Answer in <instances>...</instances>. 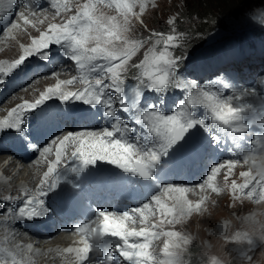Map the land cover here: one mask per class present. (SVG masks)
I'll use <instances>...</instances> for the list:
<instances>
[{
	"label": "snow or ice",
	"instance_id": "obj_1",
	"mask_svg": "<svg viewBox=\"0 0 264 264\" xmlns=\"http://www.w3.org/2000/svg\"><path fill=\"white\" fill-rule=\"evenodd\" d=\"M99 2L102 3L103 0ZM12 3L13 0H0V13ZM113 3L118 11L123 12V23L116 17L105 19L97 15L96 4L86 2L78 6L76 13L62 23L49 24L48 30L34 38L31 45L25 48L24 54L6 69L0 67V77L7 78L28 57L35 56L43 61H49L50 45H59L65 50L64 54L75 62L78 69L82 72L86 70L88 73L87 78L80 77L84 85L82 91L70 93L60 91V84L73 83L76 79L73 77L69 81H60L55 89L42 93L35 103L25 101L12 108L8 116L0 121V135L5 131L14 130L27 147L31 146L33 142L25 139L26 114L43 105L53 96H58L63 102L76 99L86 105H104L107 108L105 113L107 117H116L117 113L113 105L118 101L121 111L127 113L136 110L132 112L134 122L143 125L147 135L137 138L130 124L117 118L111 125V130L105 127L102 132H68L62 137H57L53 141V144H56V158L49 162L47 171L43 173L37 186L39 195H28L22 199L23 206L19 207L18 213L11 219L33 220L49 215L51 208L44 197L58 189L59 177L63 173H83L85 169H90V166L103 161L122 169L123 173L151 180L155 178L156 169L164 158L171 163L173 155L179 149L183 148L189 159H196L205 151V145L190 140L195 132L201 129L215 132L213 142L218 143L221 138L220 133H231L234 138L242 140L241 134L249 128L245 113L251 105L234 106L232 103L243 93L224 99L222 93L212 90L211 87H201L197 81L186 84L187 99L181 100L178 108L171 114L157 110L154 104L139 107L141 87L149 92L166 89L181 76V65L187 57L174 56L169 50L170 47H174L173 41L177 39L176 36L161 37L156 43L159 44L162 40L163 49L155 50L153 45L145 52L144 59L138 65H133L134 68L141 69L142 73L134 77L139 83L130 89L129 97L125 87L127 65L142 45L137 41H129L124 35L128 31V14L132 13V5L127 3V0H113ZM20 15L25 23H31L23 13ZM94 73L96 75H93ZM2 83L3 80L0 79V84ZM223 87L228 88L229 84L224 83ZM109 90L117 94L115 99L108 94ZM248 94L251 95V92ZM192 106H202L206 109L210 121L198 118L191 110ZM69 145L74 147L70 155L66 151ZM49 151L50 148L43 149V152ZM67 161H71V164H67ZM236 163V160L227 161L228 173L224 176L226 184ZM245 163H247L246 158ZM62 164L65 165L63 169L60 167ZM224 166L212 167L205 183L198 187L203 190L207 185L213 192L220 191L212 181ZM240 175L244 177L242 183L232 181L227 185L233 193L246 194L249 198L259 195L260 199L264 200V173L259 179L253 177L250 171L242 172ZM161 191L167 200L171 201L170 204L163 201L160 196L153 195L148 203L124 211L118 216L99 211L97 215L102 217V220L97 227L90 228L82 237L83 247L75 250L79 264H85L88 258L92 248L89 239L93 236L99 237L101 241L107 237L114 238L115 249L106 253V260L102 264H115L117 258L114 252H118L127 264H185L183 255L189 240L178 231H165L163 225L179 223L187 215L199 212L204 199L201 198L196 202L189 200L187 198L189 189L179 185L166 184ZM9 212H15V209L10 208ZM137 221L141 225L139 229L129 226V224L135 225ZM85 228L88 226L85 225ZM76 231L83 232L84 229L77 228ZM161 237H164L163 247L158 253L154 242ZM260 239L264 240V232L261 233ZM248 243H253V240L248 238ZM5 251L0 249V252ZM7 255L11 257L12 264H20L11 253ZM0 264H7V261L0 258Z\"/></svg>",
	"mask_w": 264,
	"mask_h": 264
},
{
	"label": "rangeland",
	"instance_id": "obj_2",
	"mask_svg": "<svg viewBox=\"0 0 264 264\" xmlns=\"http://www.w3.org/2000/svg\"><path fill=\"white\" fill-rule=\"evenodd\" d=\"M63 1H66L68 4L66 8H62V9L60 8L58 10L42 9L39 11L30 12L28 14L29 17L28 20L31 21V23H25L23 19L18 17L19 13L14 14L13 17L11 18L12 20L9 21L10 22L9 24H4L3 27H0V48L3 46L4 43H6L4 39L7 38L13 42V45L16 48L24 52L26 46L30 45L34 38L39 37L41 32H46L48 30L49 24L62 23L70 16L76 13L78 6H82L84 3L89 2L88 0H63ZM103 2L104 3L102 4L95 3L96 14L99 16H103L105 19H107L108 17H116L119 22L123 23L124 22L123 12L117 10L116 5L113 3V0H105ZM63 3L61 5H63ZM127 3L132 5V13L128 14V25H127L128 31L124 35L129 41H137L142 46L138 49L136 54L128 62L127 71L125 73L126 79H131V77L134 78L136 76L141 75L142 70L139 68H134L133 65H138L144 59V54L149 50V48H152L153 45H155V50L163 49L164 45L162 40L161 43L159 44L156 43V41L161 39V37L166 38L168 35H174L177 37V39L173 41L174 47H170L169 49L170 51L173 52L174 56L186 55L191 59L197 56H203L204 57L203 59H206L207 62V60L209 59L208 57L210 56L209 54L215 55L218 50L231 48V45L232 48H234V45L236 46L237 41H241V40L244 41V39H251V37L258 35L260 33V29H263L264 27V0L242 1V3H240V5L236 9L234 8L232 9V12L231 9L227 7L228 5H231L230 0H127ZM187 10L190 13L188 14V16H185L184 12ZM191 10L194 11L192 12ZM221 11H224L226 13L220 16L218 12H220L221 14ZM197 12L200 13V14L198 13L199 15H204L205 12L206 13L208 12L210 13V16H217L219 18L224 17L223 18L224 20L220 22L221 27L219 26V23L218 24L210 23L211 20L208 18L206 21L205 19L201 21L197 15ZM0 22H3L1 20V17H0ZM192 25H194V27H191L192 29L198 30V29L207 28V30L204 34H201L199 32L200 30L192 31L189 27ZM28 26L31 28V30H34L33 32L35 34L34 33L32 34L27 30L26 27ZM155 27H161L166 30L165 32L156 31ZM19 32L26 33L27 41L24 42L17 38ZM209 39L211 40L210 42ZM197 40H201L200 41L201 46L193 47L189 49V43ZM146 41L147 43H145ZM197 44L199 45V42ZM257 44L259 47L260 44L258 42ZM11 50L4 51L2 48L0 49V67H5L6 65L9 64L11 59L15 60L18 58V56H16V52H14L15 50L13 49ZM217 54H219V52ZM216 58L217 59H210L211 61L208 64L214 65V67H217V69H219V66L223 64V62L222 63L219 62V60H221L222 57L220 55H217ZM7 60L8 63L6 64L5 61ZM26 61H32L31 57L30 58L28 57ZM63 64H67V65L58 66V68L47 73L54 78V82L50 85L42 84V87L31 86L29 84L32 83L33 85V82L37 80V78H39V75L34 73L35 71L34 69L36 68H33L32 70L27 72H25V70L23 72L21 71L22 73L17 72V74L11 78L0 77V79L3 80V83L0 84V94L3 93V97H4V98L2 97V99L0 100V112L1 109L4 110V112H8L9 109L12 108L6 105V102L8 101V99L14 96V93H16V96L18 97L16 105L14 106L15 108L17 105L23 104L25 101L27 102L29 101L33 103V101L38 99L42 93H46L48 88H50L51 86H57V84L60 82V79L56 71L59 70L67 71L65 72L67 73V75H64L63 73L62 75L66 76L65 81H69V77H70L69 72H71V69H69L68 66L70 65V63L66 62ZM226 64L229 66L233 64V62L229 61L227 63L226 61ZM236 64L237 63H234V66L231 65L229 68L233 69L235 72L238 71L237 73L241 75L239 79L244 78L242 77V75L247 76V74L252 73L250 79L257 81L259 79L258 75L264 74V68L262 66H259L260 63L257 66L256 62L254 65L250 64V62L249 63L246 62V68H248L246 70L238 69ZM57 65H58L57 63H54L52 65V68L56 67ZM182 66L183 65H181V67ZM223 67L224 66H220V68ZM198 71H200V67L198 68ZM220 71L221 70H219L218 73H220ZM31 72L35 74L34 75L35 80H32L33 82L30 81L18 86L17 88H14V86L17 84L16 83L17 80L19 82L24 80L26 76ZM228 75H229V79L227 78L226 79L228 81H233L234 78H231L230 74ZM194 80L197 81L196 79L191 78V76H187L186 73L184 74L182 73L181 76H179L169 85L170 86L169 90L171 91L174 88L178 90L180 86L186 88L185 87L186 84ZM134 83L137 85L139 81L137 80V82ZM198 83L200 85V82ZM10 84H13V87H10ZM237 84H238L237 87L241 89H246V88L248 89V86H250L249 84H247V86L241 87L240 84L244 85V83L242 82H238ZM28 85L31 87L29 88ZM24 88H28V89L25 90ZM37 88L39 89V91ZM69 88L70 89L73 88V86L70 85L69 83L60 84V91L63 93H65L64 92L65 90L66 92H69L70 90ZM22 91L23 92L28 91L29 94L23 95L24 93H22ZM232 103L234 104V106H241L240 103H238L236 100H233ZM72 132H79V130L78 129L72 130ZM57 137H62V136L60 135V136L51 137L50 138L51 140H49V138L48 140L54 141L56 140ZM52 143L53 142H49L48 144H45V146L52 145ZM3 153L4 152H2V154ZM37 153L34 154L36 155ZM263 153L264 150H261L259 153L255 154L254 156ZM1 157L2 156H0V158ZM36 158H38V156H36ZM36 158H33L31 161L32 162L36 161ZM47 159L48 158H46L45 160ZM226 161H223L222 164H225ZM242 163H243L242 170H244L245 172L250 171L252 173V176L256 177L257 179H259L260 175L264 172V163L257 166H251L250 164L245 163L244 160L242 161ZM256 168H261V169L257 170ZM227 173L228 172H226L223 169V171L218 175V181H220V183L223 184V181H225L224 176ZM207 177L208 176H206V179ZM230 177L231 174H229L228 179ZM0 178L3 179L4 181H8L9 177H6L0 173ZM204 179H202V181ZM36 180L37 178H35V181ZM243 180L244 177L242 178V181H240V183H242ZM17 181L25 182L26 180L24 178H19ZM203 183H205V181H203ZM194 184L183 185V187L189 185L190 186L197 185ZM209 190L212 189L209 188ZM210 192L211 191H208L206 195L200 194V197L198 199L193 200V202H196L201 198L203 199L208 198L211 195ZM16 193L17 195L20 194L18 192ZM214 195L216 196L217 194ZM2 197L3 196H0V199ZM161 199L166 203L168 202L169 204L171 203L170 201L167 200V197L164 196V194H162ZM220 206L221 204H218L217 205L218 209L215 212L209 211V213L207 212L205 215L203 214L202 211H199L200 212L199 216H194V217L192 216L188 218L190 220L184 221L186 226L183 228L174 229L172 228L173 226L168 227L167 224L163 225L165 231L168 230L178 231L181 233L182 236L186 237L189 240L188 245L185 246V251L183 255L184 262L187 261V264H189V262H195L197 264H247L248 258L250 257L253 258V260L257 261L258 264L259 263L264 264V240L258 239L259 241L258 245L259 246L261 245V248L258 250L257 253L256 251H254L255 253L253 252L252 254L250 253L248 257L244 256V252L242 249L244 246L243 244L244 239L248 240V238H250L251 235L254 234L257 236V238H260L261 233L264 232V215H260L258 218L254 217L251 219H246V214H247L246 212L248 211L241 210L243 208L235 211L234 213L230 211H225L223 210V207L224 209L226 207L225 206L220 207ZM206 207H208V205ZM210 209L211 206L209 207V209L207 208V210ZM0 213H4V210H2L1 208H0ZM179 224L181 226L183 222H179ZM70 234L73 235L72 232ZM45 240L46 239L40 240L41 247L44 244H47V241ZM163 240L164 237H161L155 244L156 251H159V249L163 247ZM1 243L4 246L6 245L3 242ZM34 245H35V240L34 243H32L30 246L33 248ZM30 246L29 244H26L22 252H25L26 255H29L31 249L29 248L27 252L25 250L27 247ZM76 246L77 245H75V247ZM5 247H7L9 251H11V249H9L7 245ZM68 247L72 248L73 244L68 245ZM10 264L12 263L10 262Z\"/></svg>",
	"mask_w": 264,
	"mask_h": 264
},
{
	"label": "bare ground",
	"instance_id": "obj_3",
	"mask_svg": "<svg viewBox=\"0 0 264 264\" xmlns=\"http://www.w3.org/2000/svg\"><path fill=\"white\" fill-rule=\"evenodd\" d=\"M20 3L21 2L19 0H13L12 5L9 6L8 8H5L3 13H0V17L3 20V22H5V23L8 22L10 20L11 12L14 13V8H12V6L14 7ZM21 13H23L24 16H27L29 14L28 10L22 9V11H19V15L17 14L19 18H21V15H20ZM39 16H41V15H39ZM26 28L32 34L34 33L33 32L34 30H31V28L29 26ZM17 38L24 41V42L27 41V35L25 32L24 33L19 32V34L17 35ZM4 40L6 43H4L3 46L1 47L4 51H6V50L10 51L11 49H13V50H15L14 52H16V56H18V58L20 55L24 54V52H22L20 49L16 48L13 45V42L11 40H9L7 38H5ZM30 45H27L26 47H28ZM51 53H52V51H50V55H51ZM227 57L222 56L221 60H228ZM212 59H217V58L212 57ZM11 60H10L8 65H10L12 62H14V60H12V61ZM31 60H32V63L25 61L24 66H22V68L20 67L19 70L22 69V72L24 70L30 71L33 68H36L38 66H42V63L40 64V61H38L37 57L33 56V57H31ZM5 63L7 64L8 60L5 61ZM54 63L58 64V62H55V61L50 62V64H49L50 66H48L47 69H51L52 65ZM8 65H6L3 68H6ZM196 69L198 71V67L193 66L190 69H188V71L191 72L190 74H193L192 72H197ZM20 72H21V70H20ZM65 72H67V71H63V70L56 71L57 75L59 76L60 81H65L66 76L62 75V73L64 75H67V73H65ZM34 73H35V71H34ZM34 73H32V72L29 73L24 81L18 82L16 84V88L22 84L27 83V82H30V81L33 82L32 80H35L34 79L35 78ZM69 73L71 74V72H69ZM37 75H39V78H37V80H35L33 82V85H32V83H29L31 86H37V87L41 86L42 87V84H49L50 85L54 82V78L52 76H50V74L44 73L42 75L41 73H38ZM199 76L200 75H197V74L194 75V77H195L194 79H196L197 82H199V80H198ZM234 76H235V78L241 77L240 74H237ZM251 76H252V73L247 74V76L242 75V77H244V79L246 80V84L243 82L244 85L240 84V86L241 87L247 86V84L252 81L250 79ZM8 77L11 78L13 76L11 74ZM210 79H212V78H207V79H205V81L201 82L200 83L201 87H204L205 84H207V85L217 84V82H214V81L212 82V81H210ZM67 80H68V78H67ZM31 86H29V88ZM252 87L248 86V89L247 88L241 89V88H238L236 86V87H232V88L229 87L228 89L225 88L223 90L225 92V95H227L231 92H234L235 94L243 93L242 95H240V98L237 99L236 101L238 103H240L241 106L251 105V107L248 108L246 110V113H245L246 121L249 124V128L246 132H249L250 129H257L259 127V125L261 124L260 119H261V117H263V114H264V101L261 99L260 95L258 93H256V90L253 89ZM55 88H56V86H51L50 88H48V90L49 89H55ZM24 89L26 90L28 88H24ZM38 91H39V89H38ZM64 92L66 93V90ZM249 92H251V95L248 94ZM22 93H24L23 95L29 94L28 91H24V92L22 91ZM234 93H233V95H234ZM17 100H18V97L16 96V93H14V96H12L10 99H8V101L6 102V105L10 106V108L11 107L14 108ZM28 103H31V102L28 101ZM11 109H9V111ZM9 111L7 112V114L9 113ZM3 112H4V110L1 109V112H0L1 117L5 114ZM257 124H259V125L256 126ZM67 132H72V130L68 129ZM79 132H82V130ZM84 132H86V131H84ZM63 133L64 132H62L61 134H57L56 136H60ZM249 133H251V132H249ZM53 137H55V136H53ZM4 138H6V137L3 135H0V153H1L0 156H2L0 158V163H1L0 173L6 177H9V178H8V181H4L3 179L0 178V196H3L0 199V204L2 205L3 204L2 202H4L3 205L7 208L9 206L14 205L15 203H14V200H11V199L5 200L4 199L5 197L13 198L15 196H19L20 194L17 195L16 192L20 193L21 191H26V192L32 191L33 193H36L37 186L40 184L39 181H41L40 178L43 177V171L46 169V166L49 165V164H47L46 160L43 159V157H44L43 155H45L46 158L50 159V157H51L50 155L52 154V152H50V151L53 150L54 147H49L50 151L44 152L34 162H32L31 161L32 159H30L31 155H28L27 158H21V155L17 154V155H15L16 158L14 157L12 160H8L7 164H4L6 157L4 158L3 155H4V153L6 154V151H9L7 148V144L4 142V140H5ZM48 138H49V135H46L43 137L42 143L37 142V145L33 149L32 154L37 153V152L40 153V151L42 152L45 147L48 148L47 146H45V144H48ZM57 143H58V141H57ZM32 145H33V143H32ZM52 145L54 146L55 144H52ZM260 145H261V147H260ZM257 147H258V149H257ZM249 148H250L249 151L251 153L257 154L261 150H264V145H262L258 142L256 144L251 143ZM2 152H4V153L2 154ZM7 154H9V152H7ZM246 159H247V164H250L251 166L261 165L264 163V153L259 154L257 156L248 155V157ZM224 165L225 166L223 167V169L226 172H228L227 162ZM242 169H243V163L240 161H239V163L237 162L234 165V167L232 168V171L230 173L231 177L228 179L227 184L225 181H223V184L220 183V181H218V175H216L215 179H214V181H212V183L216 187H219V186L221 187V188L219 187L220 191H218V192H213L212 190H209V188L207 186H205V188L203 190H201L198 187V185H200V184H197L196 186H184V187L189 189V191L187 192V198L189 200L193 201L195 199H198L200 197V194L206 195L208 191H211L210 192L211 195L208 198L204 199L203 206L200 210L203 212L204 215L207 212L209 213V211L215 212L218 209V207H217L218 204H221L222 207L223 206L226 207L225 209L223 207V210L234 212V213H235V211L243 208L241 210L248 211V212H246L247 213L246 219H251L254 217L258 218L260 215H264V200L260 199L259 195H256L254 198H249L246 194H244V195H239L238 193L234 194L233 191L230 189V187L227 186V185H230L232 181H236V183H238V184L240 183V181H242L243 177L240 175V173L245 172ZM256 169L259 170L261 168H256ZM19 178H24L26 181L25 182H18L17 180ZM35 178H37L36 181H35ZM177 184L179 186L183 187V185H180V183H174L173 185H177ZM222 188H223V190H222ZM10 193H13V194H10ZM214 194H217V195L215 196ZM214 199H216V200H214ZM212 201H213V204H212ZM207 205H208V207H206ZM209 205L211 206V209L207 210V208L209 209V207H210ZM199 215H200V212H193V213L187 215L186 217H184L180 221V222H183V224L181 226L179 223H176L173 225L167 224V226L168 227L173 226L172 228H174V229L175 228H183L186 226L184 221L190 220L188 218H190L192 216L194 217V216H199ZM5 218L8 220L5 221L4 220ZM42 223L45 226V231L40 236H37L34 234H33L34 236H32V234H30V235L28 233L26 234L22 230V228H20L18 225H16V224H18L17 220L11 219L10 216H5L4 214L0 213V240H1V242L5 243L9 249H11L13 254L16 256V260L20 261V264H79L75 250L82 248L83 241L79 237H76L73 234V230L71 228L64 226V225H60V220L56 218V216L53 212L50 213L47 217V220L45 222H42ZM47 227H48V229H46ZM71 232L73 235L70 234ZM254 235H251V237H250L253 240V243H251V244L248 243L247 239L246 240L244 239V242H243L244 246L242 248L243 252H244V256L248 257L250 255V253L251 254H252V252L255 253L254 251H256V253H257L258 250L261 248V245L260 246L258 245V242H259L258 239H260V238H257V236L256 235L254 236ZM41 239H46L45 241H47V244H44L42 247L40 246V240ZM34 240H35V245L31 249L29 255H26L25 252H22L23 248L25 247L26 244L31 245L32 243H34ZM70 244H73L72 248L68 247V245H70ZM75 245H77V246L75 247ZM20 248H22V249H20ZM28 249H29V247H27L25 251L27 252ZM68 249H72V251H68ZM92 256L95 257L94 255H92ZM94 259H96V257ZM7 264H10V262H7ZM85 264H92V259H90V257L87 258V260L85 261ZM247 264H258V262L253 260V258L249 257ZM259 264H262V263H259Z\"/></svg>",
	"mask_w": 264,
	"mask_h": 264
},
{
	"label": "trees",
	"instance_id": "obj_4",
	"mask_svg": "<svg viewBox=\"0 0 264 264\" xmlns=\"http://www.w3.org/2000/svg\"><path fill=\"white\" fill-rule=\"evenodd\" d=\"M231 1V5H228L227 7H229L230 9H231V12H232V9L234 8V9H236L239 5H240V3H242V1H245V0H230ZM217 2V1H216ZM233 2V3H232ZM220 7V6H219ZM195 9V8H194ZM225 10V9H224ZM192 12L194 11V10H191ZM223 12V13H222ZM190 12H188V10L187 11H185L184 12V15L185 16H188V14H189ZM199 12H197V15H198V17H199V19L201 20V21H203L204 19H205V21L207 20V18L208 19H210L211 20V22L210 23H213V24H218L219 23V26L221 25V23L220 22H222L224 19V17L223 18H219V17H217V16H210V13H206L205 12V14L204 15H199L198 14ZM226 12H224V11H221V14H220V12H218V14L221 16V15H224ZM217 14V15H218ZM215 19V20H214ZM190 27V29L192 30V31H196L197 29H192L191 27H194V25H192V26H189ZM221 27V26H220ZM200 28V27H199ZM155 30L156 31H161V32H165V30L166 29H164V28H161V27H155ZM200 30V31H199ZM206 30H207V28H203V29H198L197 31H199L201 34H204L205 32H206ZM200 41L201 40H197V41H193V42H190L189 43V49L190 48H193V47H199V46H201L200 45ZM199 42V45L197 44ZM189 264H197V263H195V262H189Z\"/></svg>",
	"mask_w": 264,
	"mask_h": 264
}]
</instances>
